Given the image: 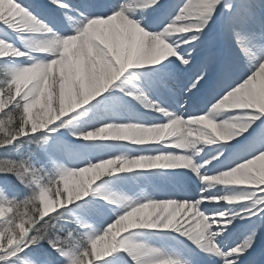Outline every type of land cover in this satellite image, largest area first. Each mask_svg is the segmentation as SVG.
Returning <instances> with one entry per match:
<instances>
[{"label": "snow or ice", "instance_id": "snow-or-ice-1", "mask_svg": "<svg viewBox=\"0 0 264 264\" xmlns=\"http://www.w3.org/2000/svg\"><path fill=\"white\" fill-rule=\"evenodd\" d=\"M49 2L55 27L0 0V264H264V2ZM139 170L200 191L109 190Z\"/></svg>", "mask_w": 264, "mask_h": 264}, {"label": "bare ground", "instance_id": "bare-ground-1", "mask_svg": "<svg viewBox=\"0 0 264 264\" xmlns=\"http://www.w3.org/2000/svg\"><path fill=\"white\" fill-rule=\"evenodd\" d=\"M29 1H37L36 4H40V7L38 5H36V7L31 6ZM26 2L31 6L32 11L39 16L41 19H43L46 23L52 25L53 27H55L59 22L57 20H61V13L58 15L57 20L55 17L52 16L51 10L53 11H58L56 10L53 5L49 2V0H26ZM44 3H46L47 5L44 6L45 9H43V7H41V5ZM76 2L78 3L76 6L77 7H83L85 5V2H81L80 0H76ZM178 2H182V0H178ZM72 3V1H71ZM51 9V10H50ZM48 10H50L48 12ZM48 12V13H47ZM150 21L153 19H156L153 16V13H149L148 17H147ZM34 39H39L43 34L42 33H31L30 34ZM205 39H208L207 37ZM17 43H19L17 41ZM204 91H201L200 93H202ZM152 98L157 97V95L151 93L150 94ZM196 97H193L191 100H188L187 102L185 101L184 96L179 92L177 95V102H176V107H172L173 109H179V106L181 104H183L185 106V108L189 109V110H194L197 108H201L203 107L204 104V100L206 99V97L203 95L204 100L201 102V100H196ZM194 102V103H193ZM191 103H193L191 105ZM136 108H138L140 111H145V109L137 104ZM181 111H183V109H180ZM69 139H71V137H68ZM235 143V142H232ZM218 145H211L208 147H217ZM152 171H161V170H139L140 173H142V175L140 176V178H138L136 181L133 182H129L126 184H112L109 187V190L112 192H115L117 194L120 195H124V196H128V197H135V195L137 193H139L141 190H143V192L147 193V194H151V195H157V198H161L160 193L162 192H170L172 189L169 186H166V182H168L166 180V178L163 177H150L149 179H144V176H148V174ZM163 171H173V170H163ZM176 171H187V170H176ZM131 175V174H130ZM105 179H109V178H105ZM156 180L155 183L158 187V190L155 189H149L148 187V182L150 180ZM174 180V182L176 183H181L183 185V187H185V185L188 184L189 181H193L192 184H195L196 187L200 188L201 184L200 181L196 180L194 176H192L190 173L188 176L183 177V178H179L178 180L172 179ZM191 181V182H192ZM218 187H222V186H218ZM187 195H194L197 194L196 192H186ZM227 206V205H226ZM233 223H235L237 225V228L231 233L230 235V239H236L241 231H242V225L244 224L243 221L240 220H236ZM259 235V233H258ZM136 240H145L148 239L146 237V230H138V233L136 236L133 237ZM149 242H151L149 240ZM168 244L170 247H174L176 249H183V246L179 245L177 242L175 241H168ZM258 244L260 249H264V238L259 239L258 240ZM183 255L186 259H188L190 261V264H207V260L206 258H204L203 256H201L200 254H198L195 251H188V250H183Z\"/></svg>", "mask_w": 264, "mask_h": 264}, {"label": "rangeland", "instance_id": "rangeland-1", "mask_svg": "<svg viewBox=\"0 0 264 264\" xmlns=\"http://www.w3.org/2000/svg\"><path fill=\"white\" fill-rule=\"evenodd\" d=\"M166 1H167V2H166ZM169 1H170V0H164L165 3H168ZM261 2H264V0H261ZM176 3H178V0L175 1L174 4H176ZM174 4H173V5H174ZM161 13L163 14V11H162V10H161V12H157V13H154V14H155V16L161 17V16H162ZM211 35H212V34H210V36L207 37V38H208V39L211 38ZM233 142H235V141H233ZM35 147H36L35 145H30V146H29V145H25V146H22V147H21L20 152H21V153H26V152L28 151L29 148H33V149H34ZM0 179H3V178L0 177ZM9 180H11L13 183L17 184V186L21 189V191H23V186H22V185H19L18 182L15 181V178H14V177H9Z\"/></svg>", "mask_w": 264, "mask_h": 264}]
</instances>
